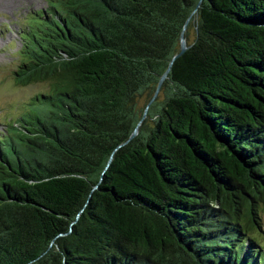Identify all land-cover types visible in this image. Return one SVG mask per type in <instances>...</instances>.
<instances>
[{"label": "trees", "instance_id": "16d2710c", "mask_svg": "<svg viewBox=\"0 0 264 264\" xmlns=\"http://www.w3.org/2000/svg\"><path fill=\"white\" fill-rule=\"evenodd\" d=\"M197 2L29 15L13 78L42 89L0 122V264H264V0Z\"/></svg>", "mask_w": 264, "mask_h": 264}, {"label": "rangeland", "instance_id": "374dc122", "mask_svg": "<svg viewBox=\"0 0 264 264\" xmlns=\"http://www.w3.org/2000/svg\"><path fill=\"white\" fill-rule=\"evenodd\" d=\"M48 0H0V122L14 121L24 102L28 101L41 84L19 85L13 78L14 52L20 46L19 32L26 25L29 15L47 7ZM190 42L194 37L193 25L187 31ZM0 123V131H2ZM262 232L254 233L264 246V210L260 214Z\"/></svg>", "mask_w": 264, "mask_h": 264}, {"label": "water", "instance_id": "95a60500", "mask_svg": "<svg viewBox=\"0 0 264 264\" xmlns=\"http://www.w3.org/2000/svg\"><path fill=\"white\" fill-rule=\"evenodd\" d=\"M201 1H202V0H198V2H197V4H196V6H195L193 12H195V11L197 10V8H198V6L200 5ZM189 18H190V16L188 17V19H187L186 22H185L184 29H185V27H186V25H187V22L189 21ZM186 48H187V43H186V39H185V37H184V34H183V32H182V33H181V36H180V49H179V52L173 56L172 60L175 59V58H176L177 56H179L180 54H182V53L185 51ZM167 71H168V69H166V71H165V72L162 74V76L160 77V79H159V81H158V84H157V87H156V89H155V92H154V94L152 95L151 99H150V100L148 101V103H147V107H148V105L154 100V98L156 97V95H157V93H158V91H159L160 85H161L163 79L165 78V76H166V74H167ZM147 107H146L145 110H144L143 117H144L145 114H146V109H147ZM139 123H140V122H139ZM139 123L137 124L136 128H135L134 131L132 132L131 137L134 136V135L137 133Z\"/></svg>", "mask_w": 264, "mask_h": 264}]
</instances>
